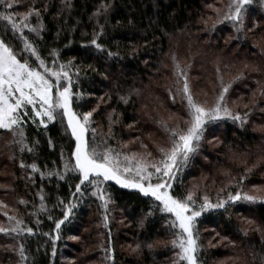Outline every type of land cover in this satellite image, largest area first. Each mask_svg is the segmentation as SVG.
Masks as SVG:
<instances>
[{"label": "trees", "instance_id": "16d2710c", "mask_svg": "<svg viewBox=\"0 0 264 264\" xmlns=\"http://www.w3.org/2000/svg\"><path fill=\"white\" fill-rule=\"evenodd\" d=\"M213 1L217 0H0V39L21 60L26 58V46L45 64L69 70L74 109L80 115L94 113L90 144L127 156L136 151L127 144L128 129L150 132L139 112L141 83L150 73L162 70V57L170 47H177L171 45V38L192 30ZM263 6L264 0L245 6L247 18L241 27L219 15L207 33L232 36L237 47L263 60L260 70L264 74V52L248 39L264 25ZM27 18L35 32L21 36L12 24L19 23L21 30ZM188 63L185 70L193 89V59ZM222 75L217 73L218 93L226 89L228 101L243 97V108L233 105L229 113L209 121L195 151L183 158L185 164L174 174L171 194L199 214L194 221L197 264H217L225 250L235 251L233 244L249 255L245 264H264V197L232 201L238 192L264 186V163H255L257 154L264 155V129L254 126L255 117L264 126V83L260 85L259 77L246 72L231 80ZM176 82L174 75L169 93L162 97L181 119L179 128H184L188 111ZM256 88L255 100L249 105ZM192 93L197 97L194 89ZM159 129L164 136L157 133V144L164 142V150H176V132L168 125ZM16 132L0 130V140L5 138L0 163L5 161L10 167V184L2 193L13 196L9 204L0 195L12 211L6 215L0 208L4 227L0 230V264H77L75 255L80 251L82 264H188L182 254L184 244L179 246L185 234L160 202L110 182L100 186L101 194L90 183L82 184L74 167L75 141L61 122L41 127L27 118ZM219 138L224 145L213 148L211 141ZM137 142L146 144L143 138ZM146 146L156 160L165 157L161 148ZM232 148L249 150L251 163L228 166L232 174L228 181L214 175L205 159L215 166L226 164L225 155ZM197 169H203L216 188L205 183L188 201ZM223 181L226 184L220 187ZM247 221L257 225L245 227ZM84 229L89 231L84 233ZM217 235L228 241L212 243Z\"/></svg>", "mask_w": 264, "mask_h": 264}, {"label": "rangeland", "instance_id": "374dc122", "mask_svg": "<svg viewBox=\"0 0 264 264\" xmlns=\"http://www.w3.org/2000/svg\"><path fill=\"white\" fill-rule=\"evenodd\" d=\"M252 2L253 0L213 1L210 6L206 7V12L198 18L197 25L192 30H184L171 38V45L177 44V47H170L162 57V70L150 73L143 84L141 83L139 112L143 121L146 122L144 124L149 126L150 132L141 133L133 127L128 129L131 133L127 144L134 145L136 151H132L127 156L119 155L112 150L104 151L100 146L90 144L89 134L95 124L94 113L80 115L74 109V94L71 86L73 77L69 70L60 68L54 63L45 64L38 58L33 48L26 46H23V53L27 60H21L13 49L0 39V130L15 135L27 118L35 120L41 127H47L55 121L61 122L75 141L74 167L81 176L82 184L90 183L101 194L103 190L100 186L110 182L123 188L136 190L160 202L166 211L174 215L179 228L185 234V238L179 244L180 247L182 243L184 244L183 256L187 257L188 264H197L194 259L196 243L194 221L199 214L190 209L187 202L182 203L172 196L173 176L183 163V158L195 151L196 142L200 140L209 121L226 115L233 109V105L243 108L241 102L243 97L238 98L237 102L236 100L228 101L226 89L218 93L217 73L221 72L226 80H231L246 72L251 76L259 77L260 85L264 83V74L260 70L263 60L259 61L258 55L252 52L248 54L241 50L232 36L217 33L215 37H212L207 33V28L219 15L224 21L238 23L241 27L247 18L245 6ZM21 17L25 19L27 16L21 15ZM223 20L219 25L224 23ZM29 23L30 19L27 18L21 30L18 29L20 28L19 23L12 25L21 36H24L26 31L35 32ZM248 39L249 43H258L264 52V25H261L260 29ZM192 59L194 64L191 80L197 97L192 93L188 71L185 70ZM174 75H177L176 87L188 111L184 128H179L178 124L181 119L170 111L162 97V94L169 93L168 84L171 83ZM257 88L252 90L249 105L255 100ZM164 125L170 126L176 132L175 143H173L177 144L176 150L173 148L164 150V142L163 144L161 142V145L157 144V133H162L159 127ZM254 126L259 131L264 129L259 117H255ZM98 129L102 130V126L98 125ZM162 134L164 136V133ZM139 138H143L146 144H151L153 149L161 148L165 157L156 160L155 156L146 151V144H138ZM4 141L5 138L0 140V152ZM211 144L213 148H216L224 145V141L221 138L213 139ZM225 157L226 164L215 166L212 160L207 159L205 162L210 167L212 166L214 175H222L228 181L232 179V174L227 171L228 166L241 167L251 163L249 162L250 152L247 149L242 151L239 148L229 149ZM262 162L264 163V155L259 153L256 155L255 163L259 165ZM5 163V161L0 163V195L2 199L12 204L13 196L2 193L10 184V167ZM261 170L264 172V168ZM197 172L198 176L191 181L192 189L188 195V201L197 196L196 189L205 183H210L212 190L216 188V184L203 169H197ZM225 184L226 182L223 181L220 187ZM263 197L264 186H260L249 192H238L232 201H239L242 198L255 200ZM203 198L206 204H210L207 196L204 195ZM0 208L6 215L12 212L10 206L2 200H0ZM243 225L250 227L257 223L247 221ZM2 228H4L3 221H0V230ZM6 230L4 231L8 232ZM88 231L89 229L83 230L84 233ZM76 240L81 246L84 245L82 238ZM218 241L224 244L228 239L217 235L212 243ZM235 245L237 247L235 251L224 249L225 253L218 259L217 264H245L247 262L249 255L244 250H240L239 245L233 244ZM92 248L93 246L90 247ZM80 252L75 255L78 258L77 264H82L79 261Z\"/></svg>", "mask_w": 264, "mask_h": 264}]
</instances>
